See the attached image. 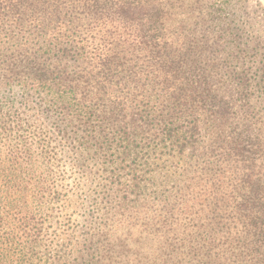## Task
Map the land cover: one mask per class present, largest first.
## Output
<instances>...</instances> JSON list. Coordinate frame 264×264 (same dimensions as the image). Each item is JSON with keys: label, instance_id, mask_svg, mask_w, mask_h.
Segmentation results:
<instances>
[{"label": "trees", "instance_id": "16d2710c", "mask_svg": "<svg viewBox=\"0 0 264 264\" xmlns=\"http://www.w3.org/2000/svg\"><path fill=\"white\" fill-rule=\"evenodd\" d=\"M176 6L0 0V264H264V132L245 131L264 125V56L232 1L205 0L193 38ZM37 115L107 180L106 222L54 254ZM133 207L140 227L118 219Z\"/></svg>", "mask_w": 264, "mask_h": 264}, {"label": "rangeland", "instance_id": "374dc122", "mask_svg": "<svg viewBox=\"0 0 264 264\" xmlns=\"http://www.w3.org/2000/svg\"><path fill=\"white\" fill-rule=\"evenodd\" d=\"M177 6V20L183 23L184 30H189V34L192 38L196 35L199 36V26L195 21L199 20V11H202L201 6L205 0H175ZM235 5L234 12L237 15L238 21H246L245 25H242L243 32L249 36L250 41H255L254 44L258 45V51L264 56V0H229ZM182 3V6L179 4ZM205 5V4H204ZM203 5V6H204ZM197 40V39H195ZM231 88L230 91H233ZM229 91V92H230ZM234 103H236L234 101ZM238 104V102L236 103ZM37 123H44L48 133L52 139V147L57 152V159L53 162L55 169V181L62 192L61 201H59L56 212L55 220L46 224V237L44 245L39 250L40 252L53 251L57 249L59 245L61 247L70 246L71 249L75 247V244H79L84 235L88 232L96 231L97 227L106 222L104 215V200L106 198L102 190L107 184V180L103 176H99L100 173L95 172L97 167L89 166L87 168H81L76 159L72 145L64 141L58 133H56L47 121L41 115L36 116ZM246 127V129H245ZM245 131L249 134H262L264 132V125L256 123L251 120L245 121ZM52 129V130H51ZM93 169V173L91 171ZM165 190V189H164ZM166 191V190H165ZM131 208L127 211L126 215L118 216V219H122L124 226L129 225L128 216L132 214L130 221L131 226L140 227L144 223V214L139 217L136 209ZM111 215V214H110ZM117 214H112L111 217H115ZM130 227V225H129ZM72 243V244H71ZM77 255L71 256L68 261L62 260L60 262H52L50 264H78L76 260Z\"/></svg>", "mask_w": 264, "mask_h": 264}]
</instances>
